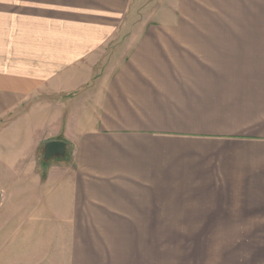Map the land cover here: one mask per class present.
<instances>
[{
    "label": "crops",
    "instance_id": "crops-1",
    "mask_svg": "<svg viewBox=\"0 0 264 264\" xmlns=\"http://www.w3.org/2000/svg\"><path fill=\"white\" fill-rule=\"evenodd\" d=\"M0 264H264V0H0Z\"/></svg>",
    "mask_w": 264,
    "mask_h": 264
},
{
    "label": "rangeland",
    "instance_id": "rangeland-1",
    "mask_svg": "<svg viewBox=\"0 0 264 264\" xmlns=\"http://www.w3.org/2000/svg\"><path fill=\"white\" fill-rule=\"evenodd\" d=\"M40 121V119L37 117V122ZM36 123V122H35ZM35 127L38 126L36 128V130L41 134L42 133V127H40V124L39 123H36ZM70 149V148H69ZM69 151H66L65 154L63 155H52L50 158L46 159L44 157V154H45V144H43L40 148V152H39V157H40V163H41V166H42V169L45 171L49 166L50 164H54L55 166H66L69 162Z\"/></svg>",
    "mask_w": 264,
    "mask_h": 264
},
{
    "label": "water",
    "instance_id": "water-1",
    "mask_svg": "<svg viewBox=\"0 0 264 264\" xmlns=\"http://www.w3.org/2000/svg\"><path fill=\"white\" fill-rule=\"evenodd\" d=\"M66 142L62 140H51L45 144V154L46 159L50 158L52 155H63L66 153Z\"/></svg>",
    "mask_w": 264,
    "mask_h": 264
}]
</instances>
